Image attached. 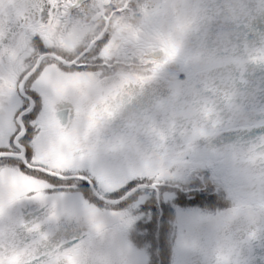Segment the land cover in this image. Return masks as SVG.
<instances>
[{
    "label": "snow or ice",
    "instance_id": "snow-or-ice-1",
    "mask_svg": "<svg viewBox=\"0 0 264 264\" xmlns=\"http://www.w3.org/2000/svg\"><path fill=\"white\" fill-rule=\"evenodd\" d=\"M138 5L139 0H0V264H90L83 250L93 234L114 239L131 223L115 206L145 183L158 187L182 162L186 149L174 150L169 139L179 135L191 147L217 130L207 104L158 113V99L150 100L136 110L140 123L124 119L127 106L177 58L180 47L162 36L163 59L141 55L143 68H135L134 51L117 36L140 35L129 23L137 11H147ZM250 60L264 62V56ZM144 137L150 148L142 147ZM259 141L251 149L264 168V135ZM73 179L91 186L97 203L83 201L73 213L86 228L72 246L54 243L38 222L7 217L11 206L35 201L48 203L47 220L57 219L64 194L50 196L49 190ZM240 198L251 199L245 193ZM249 213L254 224L264 225V211L252 207ZM110 251L111 264H125L120 235Z\"/></svg>",
    "mask_w": 264,
    "mask_h": 264
},
{
    "label": "rangeland",
    "instance_id": "rangeland-1",
    "mask_svg": "<svg viewBox=\"0 0 264 264\" xmlns=\"http://www.w3.org/2000/svg\"><path fill=\"white\" fill-rule=\"evenodd\" d=\"M224 2L225 0H191L193 7L207 20L211 18L209 19L211 22L208 20L207 29L203 34L197 32L190 38L185 50L200 45L213 51L226 61L228 69L234 68L236 71L238 62L243 72H264V62H252L248 57L250 50L264 47V0H244L249 15L245 20L235 22L227 19V17L224 21L219 20L218 14V19L215 20L212 17L215 11L219 12V16H221ZM236 24L242 26L239 32H236L235 28L229 27ZM221 33L223 34L222 40L218 41L217 37ZM175 62L178 63L179 73L183 72L185 75L176 78L170 71H165L167 66L165 65L161 72L163 74L147 85L143 93L127 106L126 110L132 111L130 119L134 120L137 116L139 117L136 110L145 107L150 100L158 99L156 102L158 105L165 103V99L172 91L171 84L173 82L181 92H186L189 89L198 91L209 102L206 104L210 108H217L221 101L214 100L213 92L208 91V89H215L216 92H219L224 84H229L231 91L238 89V86L230 84L231 82L228 80H221L216 83L213 77H205L190 63L186 62L183 56H178ZM168 69L170 68L168 67ZM224 78L227 79V77ZM16 103L18 104L19 100ZM173 106L180 105L177 102V104H169L168 108ZM185 123L188 122L185 121ZM224 131H226L225 127L217 128L212 134L192 141L191 147H187L186 141L179 135L171 137L168 141L169 146L176 151H185L186 149V152L182 162L174 165L170 174L160 183H166V186L173 187L174 190L202 189L209 194H223V197L228 199V203L220 208L210 210L205 207L175 204L173 202L175 191L160 190L159 187L162 185L156 187L158 202L154 190L141 189L137 191L132 199H128L122 205L115 206V210L125 213L131 219V223L119 234L127 249L125 264L150 263L148 244L140 243L139 239L143 236L140 234L141 223L150 219V210L154 200L158 209L160 203L171 209L172 215L168 228L169 264H217L216 249L225 242L232 248L230 264H255L252 261V256L256 246L249 247L245 252H242V255L240 249L249 241L253 232H263L264 225L259 222L254 225H246L242 218L232 216V210L243 193L244 175L243 172L240 173L237 180L233 175L227 174L228 171L224 169L225 166L222 171L219 165H224L225 160L222 162L216 160L210 149L212 146L209 142H213V137L218 136V142H223L222 133ZM141 145L145 149L150 148L151 140L144 137L141 140ZM234 167L235 165L232 166V169ZM80 184L82 182L73 179L68 184L49 190L48 195L50 196L57 192L64 194V198L58 202V208L60 212H65V215L61 216L60 213L55 220H47L48 203L41 204L35 201L32 203H28V201L18 202L7 210V217L25 221L30 212L43 208L44 211L40 217L44 216L43 222H45L46 228L50 229L51 240L54 243L79 238L84 232V224L73 213L79 209L83 201L97 203L90 189ZM144 185L150 184L145 183ZM81 188L86 190H81ZM114 198L116 197L111 199ZM97 206L103 207L104 205L101 202ZM22 210H26L25 215ZM259 264H264V260Z\"/></svg>",
    "mask_w": 264,
    "mask_h": 264
},
{
    "label": "clouds",
    "instance_id": "clouds-1",
    "mask_svg": "<svg viewBox=\"0 0 264 264\" xmlns=\"http://www.w3.org/2000/svg\"><path fill=\"white\" fill-rule=\"evenodd\" d=\"M147 5V11H137L130 17L129 23L134 29L139 30L140 35L136 37L135 32H124L117 36L120 45L127 47L130 51H134L137 62L134 63L135 68H143L138 63L141 55L163 59L160 49V37L168 36L174 42L179 44L178 56H183L186 62L190 63L196 70L201 72L205 77H211L219 68L226 64V61L200 45L190 50H185L190 38L197 32L203 34L207 29L208 20L199 13L192 5L191 0H139V8ZM223 13L227 19L235 22L245 20L249 13L244 0H225L223 5ZM177 56V57H178ZM264 56V47L252 49L248 52L249 59ZM210 82V81H209ZM171 93L165 99V103L158 105L156 111L162 112L169 107V104H177L186 106L187 111L196 108H202L207 100L195 89H189L177 95V85L171 84ZM93 97L95 93L91 94ZM132 111L125 110L123 117L128 122L140 123L137 116L134 120L130 119ZM260 142L259 139L256 141ZM131 155L139 159L135 149ZM260 158L259 153H255L251 149V145L241 151L240 160L243 167V175L245 179L243 193L248 198H240L233 209H237L232 216L242 218L243 222L254 224V220L249 213V209L255 207L257 212L264 211V168H261L257 162ZM259 217H257L258 219ZM86 228V225H84ZM112 229H109L111 232ZM119 234L115 238H111L104 234H93L90 246L83 250L84 256L90 264H111L114 259L110 249L114 244H118ZM232 248L228 243H221L216 249L217 264H230ZM81 257L73 256V259Z\"/></svg>",
    "mask_w": 264,
    "mask_h": 264
},
{
    "label": "flooded vegetation",
    "instance_id": "flooded-vegetation-1",
    "mask_svg": "<svg viewBox=\"0 0 264 264\" xmlns=\"http://www.w3.org/2000/svg\"><path fill=\"white\" fill-rule=\"evenodd\" d=\"M217 14L219 20H225V14L222 13L219 16V12L216 11L212 15L215 20L218 19ZM229 27L235 28L236 32H239L242 28L239 24ZM222 35V33L219 34L217 37L218 41L222 40ZM236 66L235 71L234 68L228 69L225 64L211 75L216 83L221 80H228L231 82L230 84H234L236 87L238 86V89L231 91L230 85L224 84L219 92L215 91L212 94L215 97L214 100L221 101L217 108L211 107L213 110L212 119L217 122L218 129L225 127L226 131L222 133L223 142H218L219 137L217 136L213 137V142H209V144L212 146L210 149L215 155L216 160L219 162L225 160L224 165H219L222 171L225 166L226 168L224 169L228 171L225 172L231 176L233 175L237 179L239 174L243 172L240 160L241 151L264 135V72H243L238 62ZM165 71H170L176 78L185 75L183 72L179 73L178 63L175 60L167 64ZM162 74L160 73L159 75ZM224 77H227V79ZM234 165L235 167L232 169ZM87 188L89 187L87 186ZM32 202L28 201V203ZM43 211V208H38L30 212L25 222H38L41 224V231L50 234V229L46 228L45 222H43V219H45L44 216L40 217ZM22 212L24 215L26 214V210H22ZM60 213L61 216L65 215V212ZM80 237H77L78 240ZM252 246H256L253 251L254 255L252 256L253 263H262L264 260V231L251 235L249 241L240 249L241 255L243 251L245 252V250Z\"/></svg>",
    "mask_w": 264,
    "mask_h": 264
},
{
    "label": "trees",
    "instance_id": "trees-1",
    "mask_svg": "<svg viewBox=\"0 0 264 264\" xmlns=\"http://www.w3.org/2000/svg\"><path fill=\"white\" fill-rule=\"evenodd\" d=\"M83 189L85 188H81V190ZM159 189L163 191L174 190V188L170 186H161ZM174 191L175 198L173 199V202L180 206L192 205L205 207L212 210L220 208L221 206H225V204L228 203V200L223 197V194H209L202 189L192 191H181L179 189H175ZM132 197L133 196H131L130 199H132ZM152 203L150 219L144 223H141L140 234L143 236L139 240L142 244H148V249L150 252L149 264H169L170 246L168 241V228L169 220L172 215L171 209L166 207L163 203L159 204L160 208L158 209L155 206V200Z\"/></svg>",
    "mask_w": 264,
    "mask_h": 264
},
{
    "label": "water",
    "instance_id": "water-1",
    "mask_svg": "<svg viewBox=\"0 0 264 264\" xmlns=\"http://www.w3.org/2000/svg\"><path fill=\"white\" fill-rule=\"evenodd\" d=\"M159 185H162V184H159ZM89 187V189H90V192H91V194L94 196V189L91 187V186H88ZM141 189H147V190H150V189H152V190H154V192H155V198H156V201L158 202V197H157V193H156V188H153V187H151L150 185H143V186H139V187H137L136 188V191L135 192H137V191H140ZM134 192V193H135ZM133 193V194H134ZM132 194V195H133ZM95 197V196H94ZM116 198H114V199H112V200H115ZM121 203H123V201H121ZM120 203V204H121ZM78 240V238H74V239H70V240H66V241H64V242H62L66 247H69V246H72V243L74 242V241H77Z\"/></svg>",
    "mask_w": 264,
    "mask_h": 264
}]
</instances>
